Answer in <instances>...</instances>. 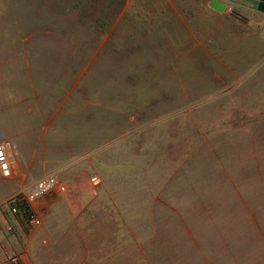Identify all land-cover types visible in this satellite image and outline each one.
<instances>
[{
  "label": "rangeland",
  "instance_id": "obj_1",
  "mask_svg": "<svg viewBox=\"0 0 264 264\" xmlns=\"http://www.w3.org/2000/svg\"><path fill=\"white\" fill-rule=\"evenodd\" d=\"M220 1L0 0V264H264V12Z\"/></svg>",
  "mask_w": 264,
  "mask_h": 264
},
{
  "label": "built area",
  "instance_id": "obj_2",
  "mask_svg": "<svg viewBox=\"0 0 264 264\" xmlns=\"http://www.w3.org/2000/svg\"><path fill=\"white\" fill-rule=\"evenodd\" d=\"M16 151L15 146L9 145L7 142H4L0 138V176L1 177H11L13 175V163L11 157H13L14 152ZM94 182L97 180L96 177L92 179ZM55 185V180L53 178H44L39 180L33 187L25 194L26 202L33 201L37 199L39 196L45 194ZM23 199V200H25ZM10 212L13 215H17L19 209L16 206H12L10 208ZM32 223L39 224L40 220L38 218H34ZM7 229L11 230L12 226L8 225Z\"/></svg>",
  "mask_w": 264,
  "mask_h": 264
},
{
  "label": "crops",
  "instance_id": "obj_3",
  "mask_svg": "<svg viewBox=\"0 0 264 264\" xmlns=\"http://www.w3.org/2000/svg\"><path fill=\"white\" fill-rule=\"evenodd\" d=\"M12 159H13V157H12ZM14 168H15V163H14ZM21 210L19 211V214L17 216L18 217L17 219L19 221V224L23 227V226H26V222L27 221L29 222V219H30L31 215H30V211H27V212L25 211V212L22 213ZM41 212H43L41 214H44L45 215L43 225H47L48 226L50 224V222H51V220H50L51 218H50V216L48 214H46L45 211H43V209H41ZM33 219L34 218H32V220ZM30 223H32V221H30Z\"/></svg>",
  "mask_w": 264,
  "mask_h": 264
},
{
  "label": "water",
  "instance_id": "obj_4",
  "mask_svg": "<svg viewBox=\"0 0 264 264\" xmlns=\"http://www.w3.org/2000/svg\"><path fill=\"white\" fill-rule=\"evenodd\" d=\"M208 5L218 12H223L226 9L225 4L220 0H209ZM256 7L259 11L264 12V0H258Z\"/></svg>",
  "mask_w": 264,
  "mask_h": 264
},
{
  "label": "clouds",
  "instance_id": "obj_5",
  "mask_svg": "<svg viewBox=\"0 0 264 264\" xmlns=\"http://www.w3.org/2000/svg\"><path fill=\"white\" fill-rule=\"evenodd\" d=\"M221 2H223V1H221ZM223 3H224V2H223ZM257 3H258V2H257ZM225 6H226V5H225ZM225 10H226V9H225ZM225 10H224V11H225ZM260 12H261V11H260ZM19 211H20V210H19ZM18 214H19V212H18ZM18 214H17V216H18Z\"/></svg>",
  "mask_w": 264,
  "mask_h": 264
},
{
  "label": "bare ground",
  "instance_id": "obj_6",
  "mask_svg": "<svg viewBox=\"0 0 264 264\" xmlns=\"http://www.w3.org/2000/svg\"><path fill=\"white\" fill-rule=\"evenodd\" d=\"M11 159H12V157H11ZM12 163H13V159H12ZM13 167H14V165H13Z\"/></svg>",
  "mask_w": 264,
  "mask_h": 264
},
{
  "label": "trees",
  "instance_id": "obj_7",
  "mask_svg": "<svg viewBox=\"0 0 264 264\" xmlns=\"http://www.w3.org/2000/svg\"><path fill=\"white\" fill-rule=\"evenodd\" d=\"M22 206V205H21Z\"/></svg>",
  "mask_w": 264,
  "mask_h": 264
}]
</instances>
